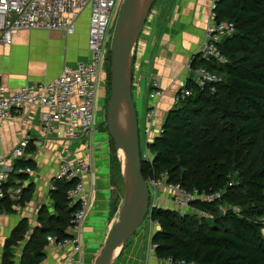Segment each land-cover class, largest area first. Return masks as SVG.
Listing matches in <instances>:
<instances>
[{
  "label": "trees",
  "instance_id": "obj_1",
  "mask_svg": "<svg viewBox=\"0 0 264 264\" xmlns=\"http://www.w3.org/2000/svg\"><path fill=\"white\" fill-rule=\"evenodd\" d=\"M213 12L218 22L232 21L236 26L235 32L220 44L226 62L207 60L200 53L193 55L191 61L194 70L205 68L219 81L205 86L186 82L184 89L191 90L192 95L167 114L161 134L149 144L154 159L152 164H143V174L147 180L150 175L168 172L170 182L181 184L188 191H223V200L232 202L233 195L241 196L247 205L244 210L240 207V212L224 216L230 224L225 230L195 216L154 209L151 220L158 222L159 229L152 242L157 245L155 254L159 260L172 258L184 264H264L263 224L259 222L264 216V158L241 184L228 178L226 165L214 157L201 167L189 161L198 142L193 134L198 131L194 123L205 131L210 130L212 120L225 123L235 116L242 120L237 134L238 140H242L257 133L258 123L264 118V0H216ZM214 142L222 147L217 137ZM29 165L23 160L16 163L10 186L16 179L26 180L27 176L17 175L16 170ZM74 184L75 181H55L52 193L58 195L53 194L54 212L46 217L42 211L38 216L40 227L22 248L20 264H42L47 237L69 236L68 227L79 208L67 198ZM28 189H24L18 203L26 199ZM14 206L15 202L0 200V211L11 212ZM208 206L213 210L217 203ZM27 231L26 225H21L5 241L1 264H15L14 250L26 239Z\"/></svg>",
  "mask_w": 264,
  "mask_h": 264
},
{
  "label": "crops",
  "instance_id": "obj_2",
  "mask_svg": "<svg viewBox=\"0 0 264 264\" xmlns=\"http://www.w3.org/2000/svg\"><path fill=\"white\" fill-rule=\"evenodd\" d=\"M213 7L214 0H168L165 12H162L159 1L153 20L148 22L142 34L139 47L142 52V80L134 95L146 106L143 125L140 127L142 139L147 133L153 138L161 134L167 114L175 107V94L190 81L192 72H189L187 64L193 55L201 51ZM88 28L89 13L86 12L73 35L40 29L15 32L11 45L0 44V87L15 93L28 84L51 82L60 76L66 65L75 66L88 61L91 57L88 51ZM154 79L160 80L165 94L154 102L157 116L148 121L146 111L153 102L149 99V83ZM106 96L104 87L98 99L96 133L83 142L46 136L39 122L43 111L39 108L26 106L14 112L11 121L0 124V162L25 137L29 136L32 140L24 160L30 162L32 167V172L25 175V189L29 187L26 199L12 208L11 212H0V264L5 241L15 230L25 224L28 230L26 235H31L40 227V213L54 212L53 194H56L52 191L64 160L77 162L87 159L94 169L95 177L85 178L87 191L94 199L84 224L86 264L95 256L99 245L106 241L117 217V213H112L111 206L114 201L110 184V140L107 133L98 129L103 120L102 109ZM148 236L143 233L133 236L120 251L115 264H164L157 257L146 255ZM91 244L99 245L93 249ZM59 256L60 253L49 249L43 261L56 264Z\"/></svg>",
  "mask_w": 264,
  "mask_h": 264
},
{
  "label": "built area",
  "instance_id": "obj_3",
  "mask_svg": "<svg viewBox=\"0 0 264 264\" xmlns=\"http://www.w3.org/2000/svg\"><path fill=\"white\" fill-rule=\"evenodd\" d=\"M215 2L216 0L214 5ZM119 7V0H0V44L11 45L15 32L20 30L40 29L73 35L76 33L79 20L88 12V51L91 55L88 61L80 62L75 66L66 65L60 76L51 82L28 84L15 93H9L6 88L0 87V124L11 121L14 112L29 106L43 110L39 122L45 134L71 141L88 140L97 126L99 94L107 85L108 53L112 42L110 32L119 13ZM213 10L206 27V41L201 47L200 54L207 60L224 64L226 59L220 44L224 38L235 32L236 26L232 21L218 22ZM137 52L140 58L142 52L140 49ZM188 68L196 73L195 82L200 86L219 81V78L205 68L194 70L191 59ZM163 95L161 84L158 80H154L151 85V101L158 100ZM191 95V90L184 89L183 93L178 95L177 103ZM153 109L150 108L148 111L149 119L155 117ZM31 144V137L27 136L7 157L1 158L0 166H3L0 168V200L16 201L21 198L26 182L16 179L14 185H9L11 174L15 170L12 166L26 159ZM141 158L146 163L150 160L152 164L154 156L149 149H146L141 151ZM9 167L10 170H7ZM31 172L26 166L16 170L17 175H28ZM90 173L92 168L86 161L71 163L67 160H64L58 173V180L75 181L74 186L67 192V198L71 205L77 204L79 208L68 227V237L61 239L57 236L47 237L45 256L49 249L60 253L56 264H86L84 224L94 205V199L87 191L83 179ZM167 178L168 172L148 177L150 206L151 202L161 200L164 196L163 192H166L165 187L171 191H180L173 193L170 199L173 208L171 209L177 211L180 216L185 215L183 213L190 203L196 201L213 203L222 195L221 191L200 192L198 189L188 191L181 184L175 183H167L168 185L165 186L164 182ZM156 249L157 245L152 242L150 252L152 256L156 257ZM162 262L184 264V262L176 263L172 258ZM42 264L49 263L43 261Z\"/></svg>",
  "mask_w": 264,
  "mask_h": 264
},
{
  "label": "rangeland",
  "instance_id": "obj_4",
  "mask_svg": "<svg viewBox=\"0 0 264 264\" xmlns=\"http://www.w3.org/2000/svg\"><path fill=\"white\" fill-rule=\"evenodd\" d=\"M145 1L146 0L142 1V3H144ZM159 1L161 4L162 12H165V7L168 4V0H164V2H163V0H155L154 5L152 7L153 9H151V12L148 16V20H147L145 27L143 29V32L147 28L148 22L150 23L153 20V16H154L155 10L159 4ZM123 2H124V0H119L120 7L118 9L119 10L118 12H120L121 7L123 5ZM118 16H119V13H118L116 20L114 22L113 29L110 32L111 36H112V40H113L114 31H115ZM205 31H206V29H205ZM143 32H142V34H143ZM142 34L139 38V42L134 47V50L132 53L133 54L132 55V58H133L132 59L133 98H134V102H135L136 108H137L138 120H139V126L140 127H142V125H143L144 108L146 106L142 101H140L137 98V96L134 95V92L136 91V89L138 90V87L140 86V82L142 80V77L140 75L141 69H142V62H141L142 58L141 57L138 58V52H137L139 50L138 48L140 47V40H142ZM205 41H206V38H205ZM205 41H204V43H205ZM204 43L202 44V46L204 45ZM111 48H112V42H111ZM111 48L109 49V53H108L109 64H108V68H107V78H106L107 96H106L105 106L102 109L103 110L102 111L103 112V120H102L101 124L98 126V129L99 130L101 129V130H103V132L107 133L109 136V140H110V142H109V147L111 150V152H110V155H111L110 156V165H111L110 184H111L112 192H113L112 200L114 201V204H112L111 206L114 205L112 208V213L114 215L117 213V217L114 220V224H115L118 221L120 211L123 207V204H124V201H125V198L127 195V188L129 187L130 183L127 181L126 171L124 168L125 164L121 159L120 152L117 150L115 143L112 141V138L109 135L108 128H107V109H108V102H109V99L111 96V81H110V78H111ZM189 62H190V60L188 61V64H189ZM188 64H187V67H188ZM188 70H189V72H191L190 71L191 69L188 68ZM154 80H158V82L161 84L159 79H154ZM154 80H152L149 83L150 92H151V85H152ZM36 84H39V83H36ZM42 84H44V83H42ZM161 88L165 94V91L162 87V84H161ZM183 91H184V87L175 94V96H174L175 106L178 102L177 101L178 95L180 93L182 94ZM149 99H150V94H149ZM155 101L156 100H153V102H152L153 105L152 104L149 105L148 110L146 111L145 116L147 118L146 120H148V121L153 120L157 116L156 115L157 114L156 107L155 108L153 107ZM150 102H151V99H150ZM150 108H154L153 110H155V114H154L155 117L153 119H149V117H148V111ZM234 117L235 116H230L229 118H227L225 123L221 120H212V122H211L212 126H210V130H205V131L199 129L197 124L194 123V126L196 129H198V131H195L193 134H194L196 141L198 140V142H197V145L194 148L193 152L189 155V161L193 166L201 167V166H203L205 161H210V159L214 157L226 165V167H227L226 175L228 176V178H231V180L234 183L241 184L240 181L242 179L246 178L253 171L255 165L261 159L264 158V118L262 120H260L258 123V127H257L258 132L257 133L253 134L252 136H250L246 139L238 140V137H237L238 128H239V125L241 124L242 120L234 118ZM96 129L97 128H95V130ZM45 135L48 136V134H45ZM216 137L218 138V142L222 145L221 148L217 145L216 142H214V139ZM153 139L154 138L151 136L150 133L146 134L145 139H142V134H140L141 151L149 149V144L153 141ZM80 161H86L89 164V166L92 168V173H90L87 177L93 176V178H94L95 177L94 169H93L91 162L88 161L87 159H80L78 162H80ZM69 162H71V161H69ZM148 162L151 163L150 160ZM71 163H75V162H71ZM144 163H146V162L143 160V164ZM9 166H10V164H9ZM26 167H29L32 171V167L30 165L26 166ZM14 168H15V165L12 166V169H14ZM7 170H10V167ZM83 182L86 185L85 179H83ZM167 183H173V182H170V180H169V173H168V178L164 182L165 186L168 185ZM165 186H163V187H165ZM165 188H166V192L165 191L163 192L164 196H162L160 201L151 202L150 210L151 209L152 210H154V209H165V210H169V211L178 213L177 211L172 210L173 208L171 206L170 199H171V195L173 197V193L174 194L180 193V191L179 190L178 191H176V190L171 191V189H169L167 187H165ZM159 194L161 195L160 192H159ZM221 194L222 195L220 196V198L213 203H206V202H201V201H196L195 203H190L189 207L187 209H185V211L182 210V211H184L183 214H185L183 217L195 216L196 218L202 219L204 221H208L209 222L208 224H210V225L216 224L218 227H220L223 230L229 229L230 224L227 220V217H224V216L226 214H228L229 212H234V211L240 212V207L244 210L246 208L247 204L244 203L245 202L244 198H240L241 196H234L233 195V197L231 198L232 202H228L227 199H226L227 201L225 199L223 200V196H224L223 191H221ZM20 199H18L16 201H12V202H15V206L17 205V203ZM214 203H217V206H215V208L213 210H211L209 208L208 204L213 205ZM152 204L157 205V206L153 207ZM73 205H77V204H73ZM49 214L50 213L47 211V212H45V214H42V216L47 217V216H49ZM151 215L149 214L146 217L144 223L140 226V228L137 230V232L133 235V236H135L136 234H141V233H143L145 235L149 234L148 246L146 243V249H145L146 255H152L150 253L151 252V245H152V238H153V235L159 229L158 222L156 223V222L152 221ZM200 216H203L204 218H202ZM217 219H218V221H216ZM213 221H216V222H213ZM259 222H261L263 224V234H264V216L259 219ZM42 225H43V223H42ZM26 234H28V232ZM29 236L30 235H28V236L25 235L24 238H26V239L24 241H22L20 247L18 246L17 249L14 250V252L16 254L15 255V257H16L15 258V264H20V257H21V253H22L21 250L24 247V245L27 241V238ZM83 239L85 240V234H83ZM104 244H105V242H103L101 244V246L99 244H91V248H93V249H96V247H98V245H99V247L96 250L95 256L91 260H89L88 264H94L95 263L97 257L100 255L102 248L104 247ZM84 246H85V252H86V245L84 244ZM2 257H3V253H2ZM117 258L118 257H116V259ZM116 259H115L113 264H115Z\"/></svg>",
  "mask_w": 264,
  "mask_h": 264
},
{
  "label": "water",
  "instance_id": "obj_5",
  "mask_svg": "<svg viewBox=\"0 0 264 264\" xmlns=\"http://www.w3.org/2000/svg\"><path fill=\"white\" fill-rule=\"evenodd\" d=\"M142 1L124 0L112 40L111 96L107 109V128L117 150L122 151L127 159L126 177L130 185L118 221L111 227L94 264H113V255L118 250L120 253L146 217L153 213L150 210L149 185L143 174L140 126L132 88V53L155 2ZM196 77V73L192 72L189 80L195 81ZM122 113L127 116L125 130L120 125Z\"/></svg>",
  "mask_w": 264,
  "mask_h": 264
},
{
  "label": "bare ground",
  "instance_id": "obj_6",
  "mask_svg": "<svg viewBox=\"0 0 264 264\" xmlns=\"http://www.w3.org/2000/svg\"><path fill=\"white\" fill-rule=\"evenodd\" d=\"M120 125H121L122 129H124V130L126 129V126H127V116H126V113H122V116L120 118ZM120 155H121L122 161L125 164V167L124 168H125V171H126V174H127V159L125 158V156H124V154H123L122 151H120ZM118 253H119V250L113 255L111 263L115 260V258L117 257Z\"/></svg>",
  "mask_w": 264,
  "mask_h": 264
}]
</instances>
